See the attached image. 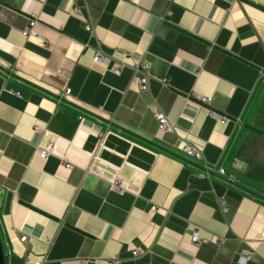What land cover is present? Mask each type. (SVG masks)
Masks as SVG:
<instances>
[{"label":"crops","instance_id":"obj_1","mask_svg":"<svg viewBox=\"0 0 264 264\" xmlns=\"http://www.w3.org/2000/svg\"><path fill=\"white\" fill-rule=\"evenodd\" d=\"M262 93L264 0H0L4 264H264Z\"/></svg>","mask_w":264,"mask_h":264},{"label":"built area","instance_id":"obj_2","mask_svg":"<svg viewBox=\"0 0 264 264\" xmlns=\"http://www.w3.org/2000/svg\"><path fill=\"white\" fill-rule=\"evenodd\" d=\"M72 1L77 4L81 0H72ZM73 14L80 16L79 8L77 7V5H75L73 8ZM34 25H35V21L31 19L29 21L28 27L23 31L22 35L24 37H26L28 35V33L31 31V29L34 27ZM84 29L86 31H89V32L91 31L90 26L87 24L84 25ZM92 60H93V62H98V63H101L103 65H107L110 63L109 58L104 56L101 52H95ZM122 67H123L122 62L114 61L112 64H110L109 68H110V71L114 75H119ZM148 82H149V77L147 75V65L144 63H141V64L134 66L133 67V75H132V78L130 80V87L132 89L139 91V92L146 91L147 87H148ZM64 94H66V95L69 94V90H65ZM202 101L205 104L210 103L209 98H203ZM207 114L221 124H225L229 121V119L226 116L219 114L217 112H214L211 109H209L207 111ZM155 119L157 121V126H158L159 131L171 130L172 127L169 124L168 119L164 115V113L160 112L159 110H155ZM35 130H36V128H35ZM54 150H55V145H50L47 148L40 149L37 152V155L39 156V158L45 159L48 155L53 153ZM183 152L187 156H190L191 158L199 159V157H200L199 152L195 148L190 147V146L184 147ZM206 170L209 173L212 172L209 168H207ZM218 173L222 174V171L219 170ZM111 190L114 193L119 194V195H123L126 192L125 186L117 178H115L111 181ZM222 203L223 202H221V204ZM152 211H154V208H152ZM189 239L193 243L194 246H199V244L202 242L198 230H192V232L189 234ZM19 241L24 242L25 237L21 236L19 238ZM135 255H136V252H133V256H135ZM249 258H250V253H246L243 257L240 258V263L245 264Z\"/></svg>","mask_w":264,"mask_h":264},{"label":"rangeland","instance_id":"obj_3","mask_svg":"<svg viewBox=\"0 0 264 264\" xmlns=\"http://www.w3.org/2000/svg\"><path fill=\"white\" fill-rule=\"evenodd\" d=\"M251 113V111H250ZM252 128L264 136V94H260L249 119Z\"/></svg>","mask_w":264,"mask_h":264},{"label":"water","instance_id":"obj_4","mask_svg":"<svg viewBox=\"0 0 264 264\" xmlns=\"http://www.w3.org/2000/svg\"><path fill=\"white\" fill-rule=\"evenodd\" d=\"M7 256L3 253L2 243L0 242V264H4V262L7 260Z\"/></svg>","mask_w":264,"mask_h":264}]
</instances>
